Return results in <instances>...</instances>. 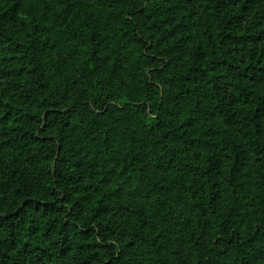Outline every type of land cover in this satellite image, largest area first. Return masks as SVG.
<instances>
[{"label": "trees", "instance_id": "1", "mask_svg": "<svg viewBox=\"0 0 264 264\" xmlns=\"http://www.w3.org/2000/svg\"><path fill=\"white\" fill-rule=\"evenodd\" d=\"M264 264V0H0V264Z\"/></svg>", "mask_w": 264, "mask_h": 264}, {"label": "rangeland", "instance_id": "2", "mask_svg": "<svg viewBox=\"0 0 264 264\" xmlns=\"http://www.w3.org/2000/svg\"><path fill=\"white\" fill-rule=\"evenodd\" d=\"M49 264H52V263H49Z\"/></svg>", "mask_w": 264, "mask_h": 264}]
</instances>
